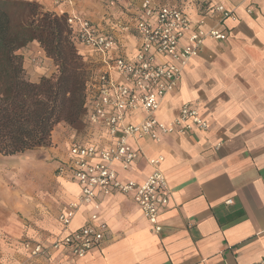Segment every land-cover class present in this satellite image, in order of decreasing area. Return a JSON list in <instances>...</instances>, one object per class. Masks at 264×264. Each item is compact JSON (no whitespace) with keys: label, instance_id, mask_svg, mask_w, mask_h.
<instances>
[{"label":"crops","instance_id":"1","mask_svg":"<svg viewBox=\"0 0 264 264\" xmlns=\"http://www.w3.org/2000/svg\"><path fill=\"white\" fill-rule=\"evenodd\" d=\"M28 1L59 15L75 13L109 27L116 22L133 24L144 0ZM151 1L180 7L194 22L203 19L205 28L222 20L217 12L203 8L202 0ZM253 3V13L243 5L235 9V19L223 20L221 26L228 38L205 42L184 69L178 87L166 96L156 113L158 118L170 121L185 102H191L208 120L209 129L165 135L159 142L145 139L141 143L145 156L129 169L117 167L119 179L142 182L152 171L148 158L164 156L161 169L171 194L159 217L163 230L158 233L153 229L130 195L99 193L97 212L109 228L99 247L81 259L55 250L32 257L23 248L26 240L47 243L63 232L59 215L80 192L68 166L72 142L108 146L113 141L104 129L90 125L84 118L82 130L61 122L53 130L52 145L38 149L44 154V163L27 169L32 174L43 172L46 188L40 190L38 198L51 208L39 215L41 222L25 230L21 247L5 245L0 249V264L264 261V0ZM121 38L119 52L134 54L138 38L132 33ZM19 52L32 81L55 72L53 60L37 41ZM81 52L86 55L90 73L104 69L93 51L81 48ZM94 211L93 205L82 207L69 228H80ZM22 212L28 215L29 206H23Z\"/></svg>","mask_w":264,"mask_h":264},{"label":"built area","instance_id":"2","mask_svg":"<svg viewBox=\"0 0 264 264\" xmlns=\"http://www.w3.org/2000/svg\"><path fill=\"white\" fill-rule=\"evenodd\" d=\"M253 2L202 0L203 8L217 12L222 19L210 28L204 27L203 19L194 22L180 7L158 5L151 0L141 3L133 24L116 22L104 27L75 13L67 15L76 46L93 51L104 67L98 72L89 71L83 118L90 125L104 129L113 141L108 146L72 142L68 166L80 192L59 215L61 235L47 243L23 242V248L32 257L46 256L55 250L81 259L99 247L109 229L97 212L99 193L130 195L153 229L158 233L163 230L159 217L171 194L161 169L164 156L148 158L152 171L142 182L119 179L117 167L129 169L144 157L141 143L145 139L159 142L165 135H187L209 129L208 120L191 102H185L170 121L158 118L156 113L166 96L178 87L184 69L205 42L228 38L227 30L221 26L223 20L235 19V9L243 5L248 13H253ZM125 33L138 38V47L132 55L119 52L121 36ZM137 116L139 119H132ZM86 205H93L95 211L84 225L71 230L73 218Z\"/></svg>","mask_w":264,"mask_h":264},{"label":"trees","instance_id":"3","mask_svg":"<svg viewBox=\"0 0 264 264\" xmlns=\"http://www.w3.org/2000/svg\"><path fill=\"white\" fill-rule=\"evenodd\" d=\"M37 41L56 67L32 81L19 52ZM89 66L71 38L67 15L28 0H0V155L52 145L55 127L82 123Z\"/></svg>","mask_w":264,"mask_h":264},{"label":"rangeland","instance_id":"4","mask_svg":"<svg viewBox=\"0 0 264 264\" xmlns=\"http://www.w3.org/2000/svg\"><path fill=\"white\" fill-rule=\"evenodd\" d=\"M73 127L82 130L83 125L79 123ZM39 151L16 156L0 155V249L5 245L21 247L25 230L41 222L39 215L51 208L38 198L40 190L46 188L43 172L32 174L27 171L32 164L44 163V154ZM25 205L30 208L28 215L22 212ZM50 217L55 216L50 214Z\"/></svg>","mask_w":264,"mask_h":264}]
</instances>
